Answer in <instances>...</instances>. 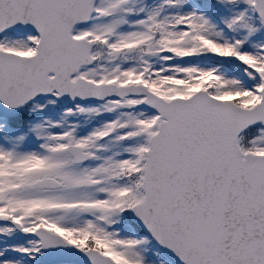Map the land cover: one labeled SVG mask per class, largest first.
<instances>
[{"label":"snow or ice","instance_id":"6c2138e0","mask_svg":"<svg viewBox=\"0 0 264 264\" xmlns=\"http://www.w3.org/2000/svg\"><path fill=\"white\" fill-rule=\"evenodd\" d=\"M0 264H264V0H0Z\"/></svg>","mask_w":264,"mask_h":264}]
</instances>
